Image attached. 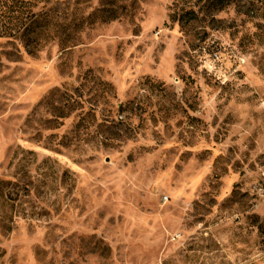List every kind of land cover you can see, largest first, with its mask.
<instances>
[{
  "label": "rangeland",
  "instance_id": "1",
  "mask_svg": "<svg viewBox=\"0 0 264 264\" xmlns=\"http://www.w3.org/2000/svg\"><path fill=\"white\" fill-rule=\"evenodd\" d=\"M25 2L0 264H264V0Z\"/></svg>",
  "mask_w": 264,
  "mask_h": 264
},
{
  "label": "trees",
  "instance_id": "2",
  "mask_svg": "<svg viewBox=\"0 0 264 264\" xmlns=\"http://www.w3.org/2000/svg\"><path fill=\"white\" fill-rule=\"evenodd\" d=\"M25 5V0H0V38H12L20 32Z\"/></svg>",
  "mask_w": 264,
  "mask_h": 264
}]
</instances>
